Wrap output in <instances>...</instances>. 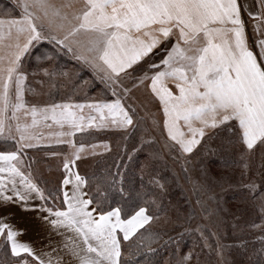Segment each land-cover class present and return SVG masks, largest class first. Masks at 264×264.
<instances>
[{"label":"snow or ice","instance_id":"snow-or-ice-1","mask_svg":"<svg viewBox=\"0 0 264 264\" xmlns=\"http://www.w3.org/2000/svg\"><path fill=\"white\" fill-rule=\"evenodd\" d=\"M244 14L253 24L251 44ZM41 42L53 49L44 59L70 54L92 70L104 86L102 96L111 93L112 98L28 99L36 90L29 84L25 57ZM41 72L49 78L69 75L48 68ZM78 87L73 84V95ZM140 89L147 91L145 99L135 95ZM149 103L162 112V121L153 115V124H162L173 159L192 154L206 130L219 129L225 134L226 167L238 148L246 171L257 153L264 169V0L253 5L247 0H16L0 15V264H130L132 257H142L132 264H159L151 245L160 235L145 227L159 219L149 208L160 207L153 191L164 189L159 174L147 185L141 177L133 198V190L123 187L119 165L107 187L98 184L95 192L85 191L88 178L72 171L76 161L100 147L86 144L85 134L114 128L127 138L140 126L137 106ZM146 142L142 138L133 153ZM51 145L69 149L63 162L68 174L62 191L57 189L59 205L57 196L46 195L34 179L26 151ZM102 146L110 150L107 143ZM157 155L149 153L148 159ZM116 176H121V199L133 203L130 212L120 205L105 207L109 190L117 188ZM245 187L264 213V181ZM16 210L35 213L49 236L61 237L59 244L49 243L51 250L43 251L22 241L27 229L11 223ZM225 247L218 242L217 253L222 256ZM191 258L182 256L176 264ZM255 264H264V244Z\"/></svg>","mask_w":264,"mask_h":264},{"label":"trees","instance_id":"trees-1","mask_svg":"<svg viewBox=\"0 0 264 264\" xmlns=\"http://www.w3.org/2000/svg\"><path fill=\"white\" fill-rule=\"evenodd\" d=\"M11 6L8 1L0 0V15ZM57 59V68L66 69V61L60 57ZM76 71V69L71 70L73 75H76ZM140 130L144 131L142 125L131 130L127 138L124 133L85 134L86 144L104 140L118 142L110 153L95 160L92 171L87 176L89 187L86 191L95 192L98 184L107 187L109 174L115 175L119 165L123 187L126 192L132 189L134 198L135 190L140 189L141 177L147 185L150 176H156L158 173L157 178L164 184V189H153L160 207L149 205L150 212L156 216L172 213L176 221L168 228L145 226L150 227L151 232L160 235V239L151 245L157 250L158 255L154 259L159 261V264H165L167 259L170 264H175L182 256L188 254L192 257L189 264H255L264 244V232L258 229L263 213L258 207V201H253L248 195V189L240 184L243 177L248 175L245 173L243 162L236 155L238 148L228 157L231 166L226 167L224 161L227 154L222 150L225 134L216 129L202 139L201 144L192 154L181 156L176 160L169 155L168 149L165 152L164 147L162 148L151 137V133L147 134V142L141 150L133 153V148L141 144ZM79 140L80 134L77 135V142ZM42 150L61 151L62 148ZM149 153L158 155L155 159L149 160ZM129 154L132 155L131 160L128 159ZM232 160L236 163L233 164ZM146 163L148 167L144 166ZM260 163L258 153L249 160L250 175L257 183L264 181V176L257 174L264 171L259 168ZM115 178L118 182L117 188L109 190V203L105 207L107 208L109 204L112 207L120 205L126 212H130L133 203L132 201L125 203L121 199L118 191L121 176ZM198 200L201 203H198ZM202 217L212 219L211 223L218 234L214 228L212 230L210 222H200ZM143 231L144 229L140 230ZM205 236L208 238L207 244L211 247L206 246ZM170 237L171 242L166 243ZM218 242L226 246L222 256L216 250ZM127 243L129 242H125L126 254L129 250ZM129 259L132 264L134 260L142 257Z\"/></svg>","mask_w":264,"mask_h":264},{"label":"crops","instance_id":"crops-1","mask_svg":"<svg viewBox=\"0 0 264 264\" xmlns=\"http://www.w3.org/2000/svg\"><path fill=\"white\" fill-rule=\"evenodd\" d=\"M52 53V46L47 42H41L30 50L29 55H26L25 65L30 73L29 84L33 89L36 90L35 94H28V99L33 101H50L52 99H55L56 101H59L61 99L67 98L68 96H72L74 100L82 101L87 98H104L105 96L109 97L108 99L112 98L111 93H104L102 96L101 90L103 89V85L96 78H94L95 80H93V78L89 77L88 69L92 72L90 68L79 64L77 61L71 58L70 54H58L55 60L44 59L45 55ZM38 57L39 59H37ZM58 57L66 61V69L60 70L57 68L56 62L58 61ZM42 68H48L50 71L53 69L64 71L69 75L67 77L58 75L54 78H49L43 75V73L41 72ZM72 69L77 70L76 75H73V73L71 72ZM40 81H43V84H41ZM53 84L55 85V87H52ZM73 84L79 85L74 95L72 91ZM49 91L51 92V95H48ZM41 92H43L44 95H40ZM159 114L162 115V112H159ZM211 132H213V130H206L205 136L210 134ZM92 133H106L116 135L123 132L121 130L113 128L103 131L93 130ZM104 143H107L109 145L110 150L106 151L103 148L102 145ZM90 144L100 145V147L96 149V154L90 155L86 159L78 160L76 161L75 166H72L73 172H78L81 176L85 177H87L91 173L92 166L95 160L99 156L110 153L113 150L115 144H118V142H114V140H104L93 142ZM56 147H60L62 148V150L55 151L58 153V155L55 156H51L48 154L53 151L42 150ZM26 151L28 153V158H31L32 160L31 172L34 179L37 183H39L40 187L45 190L46 195L49 191H51L54 195L57 196L55 203L59 205L61 197L57 192V189H61L62 191V180L68 174L63 168L65 155L69 154L68 147L66 145H51L36 149H27ZM67 187L70 189L71 185H68ZM34 203L39 204L40 201L36 200L34 201ZM11 223L19 228L27 229L26 233L22 237H20V239L24 242L31 243L32 246L38 250L50 251L51 249L48 247L49 243H51L52 246L55 247L61 240V237L54 233L51 236L48 235L47 229L40 226L39 222L36 220L35 213L16 210L15 216L13 217Z\"/></svg>","mask_w":264,"mask_h":264},{"label":"rangeland","instance_id":"rangeland-1","mask_svg":"<svg viewBox=\"0 0 264 264\" xmlns=\"http://www.w3.org/2000/svg\"><path fill=\"white\" fill-rule=\"evenodd\" d=\"M6 1H8L11 5H14L15 2H16V0H6ZM247 2H248L249 5H253L254 4V0H247ZM253 10H255L254 7H253ZM244 19L246 21H248L246 27H247V33H248V37H249V42L251 44L252 40L254 39V35H253V32H252L253 24L249 21V18L247 16V14H244ZM88 74H89L90 78H93V80H95L94 79L95 77L93 76V73L89 69H88ZM135 95L140 97L141 99H145V97L148 96V93H147L146 90L140 89V90H136L135 91ZM157 108L158 107H157L156 103H149L147 105V108H145L143 106H140V105L137 106L138 117L142 118L140 120V125H142L144 127V131L140 130L139 139L143 138L145 141H147L146 140L147 134L151 133V137L155 141H157L162 148L164 147L163 149L166 152L167 148L165 147V142L167 140V136H166L165 132L162 129V124H161L160 128L155 127L154 124H153V119H152L153 115H155V118L157 120L162 121V115L159 114V112L157 111ZM237 151H239V149ZM185 156H187V155H185ZM245 173L248 176H244L243 179L241 180V183H240L243 187H245V185H247L250 181L255 180L254 177L250 175L249 170H247ZM173 216L174 215L172 213H171V215L161 214V215H159V219L158 220H154L153 222H151V227H153V228H168V227H171L176 222L175 218ZM200 222L201 223L210 222V225H211L212 230H213L214 227H213V224L211 223V222H213L212 219H206V217H202L200 219ZM259 223H260V225L258 226V229L261 230L262 232H264V213L262 214V218L260 219ZM214 231L217 233L215 228H214ZM247 231H249V230L247 229ZM165 261H166L165 264H170L171 263L168 259L165 260Z\"/></svg>","mask_w":264,"mask_h":264}]
</instances>
